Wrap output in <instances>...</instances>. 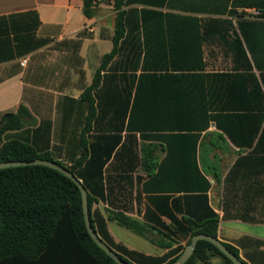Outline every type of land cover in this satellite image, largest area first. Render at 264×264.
I'll return each mask as SVG.
<instances>
[{
  "label": "crops",
  "instance_id": "crops-1",
  "mask_svg": "<svg viewBox=\"0 0 264 264\" xmlns=\"http://www.w3.org/2000/svg\"><path fill=\"white\" fill-rule=\"evenodd\" d=\"M113 1L96 0L88 18L83 0H0V119L19 106L28 113L2 141L66 165L83 155L78 180L104 215L120 210L168 224L170 211L180 219L171 199L203 191L200 173L217 238L245 263L264 264V0H123V35L91 92L95 116L83 132L81 93L112 49ZM190 113L219 124L191 132V169ZM110 223L114 241L127 246ZM216 259L224 264L216 256L210 264Z\"/></svg>",
  "mask_w": 264,
  "mask_h": 264
},
{
  "label": "trees",
  "instance_id": "trees-1",
  "mask_svg": "<svg viewBox=\"0 0 264 264\" xmlns=\"http://www.w3.org/2000/svg\"><path fill=\"white\" fill-rule=\"evenodd\" d=\"M95 3L96 0H83L82 11L86 17L92 16ZM122 6L123 0L113 1L115 18L112 49L102 56L91 84L81 93L87 110L83 132L95 116L91 92L99 85V74L115 56L117 43L123 35ZM238 77L235 76L234 79L239 81ZM23 110L25 111L19 106L16 113H6L0 119V162L49 160L66 168L79 179L76 169L84 162L83 155L71 165H66L53 160L47 152L37 151L27 143L11 138L2 141L1 136L6 131L18 130L23 126L22 117L28 116V113H22ZM190 116L192 118L188 137L191 169L195 164V145L198 139V135L191 132L206 130L210 120L215 121L217 126L219 124L216 116H209L208 113H190ZM196 120L200 122L198 125L195 124ZM142 154L143 168L149 176L150 169L145 164L147 153L142 150ZM159 167L161 168V165ZM157 177L158 175L154 174L151 178ZM198 177L205 182L203 191H189L181 198H172L171 206L180 215V219L167 211L164 214L169 221L168 224L159 217L146 214L142 220H138L120 210L106 211L104 215L94 208L97 200L90 195L89 184L82 180L81 184L87 192V210L91 226L96 235L128 264H169L181 255L192 236L204 234L217 238L218 218L209 206L206 195L209 183L200 173ZM143 187L144 190L162 189L151 187V183H144ZM161 200L167 201L169 198H160L159 201ZM107 222H113L147 239L163 250V253L150 255L115 242L107 229ZM177 237L185 238V244H178ZM223 244L247 264L239 257L235 247ZM16 256L23 258L21 260L23 264H116L89 237L84 226L81 196L76 185L62 173L42 165L0 169V264H11L10 260ZM215 256L224 264H232L215 246L201 240L196 243L193 254L184 264H210L211 258Z\"/></svg>",
  "mask_w": 264,
  "mask_h": 264
},
{
  "label": "water",
  "instance_id": "water-1",
  "mask_svg": "<svg viewBox=\"0 0 264 264\" xmlns=\"http://www.w3.org/2000/svg\"><path fill=\"white\" fill-rule=\"evenodd\" d=\"M28 165H42L49 167L51 169H54L60 173H62L64 176H66L68 179H70L78 188L81 196V208H82V214H83V221L84 226L86 228V231L91 238V240L96 244L98 248H100L108 257H110L114 263L116 264H128L124 260H122L117 253H115L110 247H108L94 232L90 218L88 215L87 210V193L85 188L82 186L81 182L66 168L62 167L61 165L44 159H35L32 161H5L0 162V169L1 168H7V167H17V166H28ZM207 241L213 246H215L222 255L227 257L232 264H244L240 259H238L232 252H230L227 247L223 244L222 241H220L218 238H214L212 236L204 235V234H197L191 237L190 242L185 245L183 252L181 255L174 260L173 262L169 264H184L189 257L193 254V251L195 249L196 243L198 241Z\"/></svg>",
  "mask_w": 264,
  "mask_h": 264
},
{
  "label": "rangeland",
  "instance_id": "rangeland-1",
  "mask_svg": "<svg viewBox=\"0 0 264 264\" xmlns=\"http://www.w3.org/2000/svg\"><path fill=\"white\" fill-rule=\"evenodd\" d=\"M9 139H10L9 136L3 137V140H9ZM109 227L112 232V235L116 239L122 241L127 246L150 255H156L159 253V249L154 245H152L147 239L139 237L114 223H110ZM22 259L23 258L16 256V257H12L10 262L11 264H21L23 262L21 261ZM214 264H220L219 260L216 259L214 261Z\"/></svg>",
  "mask_w": 264,
  "mask_h": 264
},
{
  "label": "built area",
  "instance_id": "built-area-1",
  "mask_svg": "<svg viewBox=\"0 0 264 264\" xmlns=\"http://www.w3.org/2000/svg\"><path fill=\"white\" fill-rule=\"evenodd\" d=\"M25 63H26V59H22V60L19 62V64H20L21 66L25 65Z\"/></svg>",
  "mask_w": 264,
  "mask_h": 264
}]
</instances>
